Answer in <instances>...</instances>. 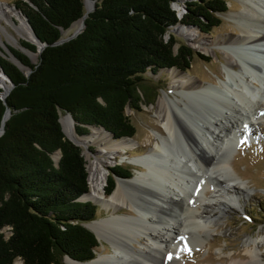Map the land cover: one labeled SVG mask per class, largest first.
I'll return each instance as SVG.
<instances>
[{"label":"trees","instance_id":"trees-1","mask_svg":"<svg viewBox=\"0 0 264 264\" xmlns=\"http://www.w3.org/2000/svg\"><path fill=\"white\" fill-rule=\"evenodd\" d=\"M31 3H29V2ZM17 0L38 39L45 44L33 64L15 47L11 54L25 68L0 54V68L12 83L0 87V264H67L95 257L99 241L84 227L97 206L82 201L88 171L82 148L62 131L59 118L69 114L75 132L105 129L114 139L130 138L134 127L127 108L150 102L148 71H186L193 51L178 40L173 27L193 26L207 33L221 24L226 0H94L95 9L74 38L55 44L85 13L84 0ZM180 3L179 17L173 8ZM167 36V37H166ZM38 43V42H37ZM22 47L36 52L32 41ZM60 151L57 162L52 155ZM121 165L110 169L104 194L116 177H130Z\"/></svg>","mask_w":264,"mask_h":264},{"label":"bare ground","instance_id":"bare-ground-1","mask_svg":"<svg viewBox=\"0 0 264 264\" xmlns=\"http://www.w3.org/2000/svg\"><path fill=\"white\" fill-rule=\"evenodd\" d=\"M84 6L88 12L92 5L86 1ZM173 7L181 14L180 3ZM8 14L0 4V20H6ZM237 15L247 18L250 24H239ZM237 15L233 18L239 22L241 35L228 41H208L193 29L180 24L175 27L192 44L214 55L212 45H218L226 79L220 81L219 87H211L195 79L185 80L174 68L169 70L173 83L167 93L159 96L154 110L160 128L154 145L142 155L125 159L136 167V174L130 180L118 179L110 195L103 193L106 166L115 155L127 152L136 143L126 138L112 141L98 128H90L91 136L80 137L74 133L69 118L62 121L66 133L76 143L100 145L101 157H95L89 165L91 192L82 199H91L105 211H112L108 218L86 225L99 240H113V253L98 254L86 262L67 259L69 264H183L185 251L209 238L221 216L243 206L241 199L248 195V186L232 168L229 170L228 159L233 152L229 146L251 133L249 115H259L261 111L264 114V99L260 96H264V0H243L242 11ZM19 19V35L34 40L26 22ZM75 24L76 31L81 30L82 19ZM235 49L243 51L238 55ZM9 86L0 75L3 95ZM257 98L262 100L255 101ZM198 99L213 103L217 113L207 111L204 119L184 121L194 112L191 101ZM241 123L243 127L239 126ZM177 143L182 151L176 148ZM210 189L212 194L208 196ZM144 238L149 242L142 243ZM262 245V236L246 238L242 258L233 256L229 262L217 264H264ZM169 254L172 259H168Z\"/></svg>","mask_w":264,"mask_h":264},{"label":"rangeland","instance_id":"rangeland-1","mask_svg":"<svg viewBox=\"0 0 264 264\" xmlns=\"http://www.w3.org/2000/svg\"><path fill=\"white\" fill-rule=\"evenodd\" d=\"M16 1L17 0H0V4H3L9 12V16H7L6 20H0V54L6 56L7 58H11V52L9 51L8 47H15L20 50L22 49L24 52H26L30 61L35 64L37 62L38 52H32L30 50H27L21 45V42H30V40L26 37L19 35V18L23 19L24 21L25 19L21 10L18 9L15 5ZM242 1L243 0H226L227 11L220 15L221 24L218 27L212 28L211 31L207 33H204L193 26H186V28L195 30V32L199 36L203 37L208 41H228V39L237 38L241 35L240 29L237 28L238 25L243 24V26H246L250 24V21L247 18H242L240 15L238 18L237 13L242 11ZM184 11L185 10L182 9L181 14ZM236 15L237 19L240 20V23L237 22L235 18H233ZM75 23L76 22H74L68 29L63 30L61 32V38H66L72 35L73 33L78 32L76 31L77 25ZM237 23L239 24L237 25ZM176 26H174L172 30L176 34L178 40L185 43L193 51L189 69H187L186 71H180L176 69V72L181 75V77H183L185 80L195 79V81L205 86L219 87L220 81L222 79H226V75L224 73L225 71L223 68L224 59L222 50L220 48H217L218 45H212V48L215 51L214 55L211 52H207L202 48L197 47V45L192 44L183 33H180L177 29L175 30ZM12 37L16 40L13 41L11 39ZM242 51L243 50H236L238 55L241 54ZM20 67L23 71L27 72V68L22 66ZM169 70L171 69H162L156 74H153L151 71H148L145 75L144 83L146 85H149V88L152 93V96L149 100L150 102H148V100H146V98L143 96V103L138 110H131L127 108L126 114L134 127L135 133L132 137L126 139H132L136 144L135 146H133L132 149H129L127 152L115 155L114 158H112V160L108 162V165L106 166V169L104 171L106 179L103 183V193L105 187L108 184V176L112 167L118 164L121 165L123 168H127L131 171L130 177H123L121 179L117 177L114 178L115 185L118 179L130 180L136 174V171L134 170V168L136 167L131 164H128L125 159L142 155L143 153L148 151V149L153 147V139L157 132H160V128L157 125L154 114L156 103L159 96H162L164 93H167L169 87L173 83V80L169 74ZM0 75L4 77L1 73ZM260 96L262 99H264L263 95ZM261 98H257L255 101H258V99L262 100ZM207 102L204 99H198L197 101L193 102L191 101L190 105L194 109V112H191L190 116L187 115V119L185 118L184 121L193 122V119L196 118L204 119V114L207 111H209V113L213 115L216 114L217 109H215L214 104L210 103L209 101ZM67 118H69L67 115H61L60 122L62 124V129L65 136L67 138H70L66 133L62 122L65 121ZM247 120L252 121L253 126L251 125V133H246L242 141L237 140L234 142L233 145L229 146V148L232 147L230 149L233 150V152H231L228 160L231 166L229 167V170H231L232 168L236 177H238L240 181L246 182V185L248 186V189H246L248 195L241 199L243 205L241 208L229 211L223 216H221L222 219L220 220L218 226L214 228L215 231L212 232L209 238H207L202 244L191 248L190 251H185L182 259L183 264H217L221 263L222 261L229 262L231 260V257L233 256L236 258H242L244 256V249L242 245L243 241L246 238H260L261 236L264 237V114L261 111V114L259 115L257 113H255L254 115H249V119ZM71 125L74 133L77 136L87 137L89 135L91 136L93 133V131L89 129L88 134L78 135L75 132L74 124L72 121ZM239 126L243 127V124L241 123L239 124ZM100 130L101 132L106 134L112 141L122 139H114L110 133L104 131L103 129ZM79 146L82 148V153L86 161V168L89 177L90 161L94 160L95 157H101L99 153L101 147L99 144L96 143H90L88 146H83L79 144ZM176 148L179 151L183 150L179 143L176 144ZM212 190L213 189H210L207 192L208 196L212 194ZM90 192L91 186L90 180L88 178V192L86 194ZM81 200H88L95 204L91 199ZM95 205L97 206V211L96 218L94 220L105 219L111 215V209L105 211L104 209L100 208L97 204ZM124 210L125 209L123 208L121 211L118 212L121 213ZM147 242H149L147 238H144L142 241V243L144 244H146ZM99 243V247L95 250V257L98 254L108 256L113 253V248L111 244L113 243V240L110 237H107V239L104 238V240H99ZM260 252L264 254V245L261 246ZM67 259L68 258L65 259V262L69 264L67 262ZM12 264L23 263L21 260L16 259Z\"/></svg>","mask_w":264,"mask_h":264},{"label":"water","instance_id":"water-1","mask_svg":"<svg viewBox=\"0 0 264 264\" xmlns=\"http://www.w3.org/2000/svg\"><path fill=\"white\" fill-rule=\"evenodd\" d=\"M25 1H28V0H25ZM86 1H90L91 2V9L88 11V12H85L84 14H83V16L80 18V19H82V28H81V30H79L78 32H75V33H73L72 35H70V36H68V37H66V38H60L55 44H59V43H62V42H65V41H67V40H70V39H72V38H74L75 36H77L82 30H83V28L85 27V22H84V19L87 17V14L89 13V12H91V11H93L94 9H95V1L94 0H84V5H85V2ZM29 2V1H28ZM30 3V2H29ZM31 4V3H30ZM181 7H182V9L183 10H185L184 9V6L183 5H181ZM182 15V14H181ZM181 15H179V17L181 16ZM24 19H25V21H26V23H27V25H28V27H29V29H30V31L32 32V34H33V36H34V40H32V42L33 43H35L36 45H40L39 47H38V49H37V52L39 53L42 49H43V47L45 46V44L44 43H42L41 44V42L40 41H38V39L36 38V36L34 35V33H33V31H32V29H31V27H30V25H29V23H28V20H27V18L24 16ZM198 29V28H197ZM200 30V29H199ZM63 30H61V32H62ZM38 42V43H37ZM21 51H23L22 49H21ZM24 52V51H23ZM24 53H26V52H24ZM27 54V53H26ZM28 55V54H27ZM10 61H12L16 66H18L20 69H21V67L20 66H22L23 67V65L11 54V58H8ZM31 71V69H29V68H27V72H26V74H28L29 72ZM0 73L7 79V81H8V83H9V89H8V91L3 95L2 94V97H4L8 92H9V90L12 88V83H11V81L9 80V78L5 75V73L3 72V70L0 68ZM129 109V108H128ZM9 115H10V112H9V110L8 109H6V111H5V113H4V115H3V119H2V122H1V125H0V135L3 133V131H4V121L9 117ZM70 119H71V121L73 122V124H74V120L72 119V117L69 115V114H66ZM59 122H60V118H59ZM60 124H61V122H60ZM61 128H62V124H61ZM103 129V128H102ZM104 131H106L105 129H103ZM62 131H63V129H62ZM107 132V131H106ZM64 133V132H63ZM109 133V132H108ZM112 135V134H111ZM70 141H72L75 145H77V146H79V144L78 143H76L75 141H73L72 139H70V138H68ZM54 155H57V158H55L54 157ZM60 156H61V153H60V151H57V152H55L53 155H52V159L55 161V162H57L58 161V159L60 158ZM117 178H120L121 179V177H117ZM79 200H81L80 198H79ZM87 223H83L82 225L84 226V227H86L87 229H89L90 231H92L90 228H88L87 227V225H86ZM93 233H94V235H95V237L97 238V240L99 241V239H98V237H97V235L95 234V232L94 231H92Z\"/></svg>","mask_w":264,"mask_h":264},{"label":"snow or ice","instance_id":"snow-or-ice-1","mask_svg":"<svg viewBox=\"0 0 264 264\" xmlns=\"http://www.w3.org/2000/svg\"><path fill=\"white\" fill-rule=\"evenodd\" d=\"M181 239H183V238H181ZM188 250L190 251V249H188ZM168 259H172V255L171 254H169Z\"/></svg>","mask_w":264,"mask_h":264}]
</instances>
